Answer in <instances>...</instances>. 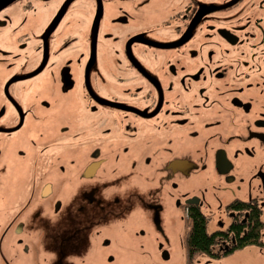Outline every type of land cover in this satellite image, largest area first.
Returning <instances> with one entry per match:
<instances>
[{"label":"flooded vegetation","instance_id":"obj_1","mask_svg":"<svg viewBox=\"0 0 264 264\" xmlns=\"http://www.w3.org/2000/svg\"><path fill=\"white\" fill-rule=\"evenodd\" d=\"M0 56L24 60L0 81V264H121L145 231L115 219L140 201L160 230L144 202L168 195L213 240L187 264H264V0H15Z\"/></svg>","mask_w":264,"mask_h":264},{"label":"rangeland","instance_id":"obj_2","mask_svg":"<svg viewBox=\"0 0 264 264\" xmlns=\"http://www.w3.org/2000/svg\"><path fill=\"white\" fill-rule=\"evenodd\" d=\"M17 62L18 65H14L11 68V71H16L22 65L24 60L23 57H20L18 61H14L10 56H0V81L5 79L9 72V65ZM9 70V71H10ZM147 170L148 172H145ZM139 177L135 175H129L126 177H118V180H112V188L108 191V196H121V192L126 184H134L138 182L143 184L148 181L149 177H143L141 172H145L147 174H152L156 172V169H149L145 167L142 171L138 169ZM125 173V172H124ZM151 177V176H150ZM208 179L203 173L192 174L188 178V184L190 188H197L203 185H206V180ZM168 185L164 187V191H168ZM158 190V189H157ZM157 192V191H156ZM211 193L207 196V202L210 205H216L214 202V193H220L219 191H211L206 192ZM178 195L171 196H157V197H147L144 205L147 203L153 205H160L163 207L161 211V221H160V230L156 229L151 220L147 218L148 214H150V210L146 207L142 206L140 201H135L131 204V210L126 212L123 216L116 218V224L119 226H124L125 228H134L137 231H145L143 236H140L143 246L138 247L134 245V242L128 237L125 236L124 242L121 244L119 249L116 251L120 256L121 264H134L138 259H145L146 264H154L151 262L149 258H160L163 254H167L171 260L167 263L170 264H187L189 261L184 256L188 255L187 249V225H188V216L184 208L178 206L175 201V197ZM27 195L21 194L15 197L14 206H24L26 204L25 200ZM0 202H4L2 198H0ZM9 206V203L7 204ZM25 223H29L28 217L24 219ZM8 247V246H7ZM6 247V249H7ZM0 258H4L1 255ZM12 264V262H11ZM17 264H22L21 260H18ZM28 264V263H26ZM30 264V263H29ZM51 264H55L52 262Z\"/></svg>","mask_w":264,"mask_h":264},{"label":"trees","instance_id":"obj_3","mask_svg":"<svg viewBox=\"0 0 264 264\" xmlns=\"http://www.w3.org/2000/svg\"><path fill=\"white\" fill-rule=\"evenodd\" d=\"M193 225L189 235V248L191 251L206 252L213 245L212 238L206 232L205 218L197 213L193 214Z\"/></svg>","mask_w":264,"mask_h":264},{"label":"water","instance_id":"obj_4","mask_svg":"<svg viewBox=\"0 0 264 264\" xmlns=\"http://www.w3.org/2000/svg\"><path fill=\"white\" fill-rule=\"evenodd\" d=\"M15 0H0V11L5 9L7 5Z\"/></svg>","mask_w":264,"mask_h":264}]
</instances>
